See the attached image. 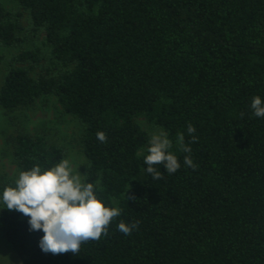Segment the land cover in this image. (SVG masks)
Instances as JSON below:
<instances>
[{
  "label": "trees",
  "instance_id": "16d2710c",
  "mask_svg": "<svg viewBox=\"0 0 264 264\" xmlns=\"http://www.w3.org/2000/svg\"><path fill=\"white\" fill-rule=\"evenodd\" d=\"M0 3V43L17 52L0 83L13 111L55 96L83 125L92 183L121 215L77 255L45 253L43 231L0 202V261L17 264H264V0H18ZM39 69L33 76L30 70ZM152 130L172 141L180 168L141 172ZM196 129L192 142L187 127ZM106 133L101 143L96 133ZM184 134L191 153L179 149ZM19 171L54 167L64 147L44 132L12 137ZM190 155L195 169L185 165ZM7 186L0 184V198ZM139 222L131 235L118 224Z\"/></svg>",
  "mask_w": 264,
  "mask_h": 264
},
{
  "label": "clouds",
  "instance_id": "9594fccd",
  "mask_svg": "<svg viewBox=\"0 0 264 264\" xmlns=\"http://www.w3.org/2000/svg\"><path fill=\"white\" fill-rule=\"evenodd\" d=\"M251 108L256 117H264V103L259 96L253 98ZM187 131L192 142H197L193 135L196 129L191 123ZM96 137L101 143L107 142L103 131L97 132ZM177 144L181 151L191 153L183 133L177 135ZM171 148L172 141L165 132L153 133L144 158L147 167L141 172L146 171L153 179L160 180L163 174L155 166L163 165L168 175L176 173L180 163ZM184 163L193 169L196 167L190 155L184 157ZM82 176L79 170L74 171L68 159L47 170L37 165L31 170L21 171L15 179V186L4 188L0 202L7 210L30 217L31 231H43L40 240L43 252L77 255L83 243L99 241L102 235H107L108 226L122 211L118 207H106L97 198L94 185L82 182ZM138 223L120 222L118 231L131 235Z\"/></svg>",
  "mask_w": 264,
  "mask_h": 264
},
{
  "label": "rangeland",
  "instance_id": "374dc122",
  "mask_svg": "<svg viewBox=\"0 0 264 264\" xmlns=\"http://www.w3.org/2000/svg\"><path fill=\"white\" fill-rule=\"evenodd\" d=\"M0 3L9 11H19L18 0H0ZM20 21L24 31L19 37L24 40L15 47H7L0 43V83L11 64L12 57L27 46L38 44L37 42L43 36L41 33L36 39L29 32L26 14L22 13ZM30 72L36 76L40 70L33 69ZM138 121L151 136L153 133H159L157 130L150 129L144 119L140 118ZM21 132L32 134L44 132L50 142L64 147L66 150L65 159L71 162L74 171L79 170L83 175L82 182H85L88 161L82 146L83 125L76 117L65 113L57 97L51 95L38 99L30 106L20 107L13 111H6L0 107V184H15V179L20 173L13 156L11 139ZM0 264L17 263L15 261L8 263L6 257L3 256Z\"/></svg>",
  "mask_w": 264,
  "mask_h": 264
}]
</instances>
